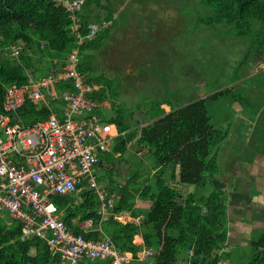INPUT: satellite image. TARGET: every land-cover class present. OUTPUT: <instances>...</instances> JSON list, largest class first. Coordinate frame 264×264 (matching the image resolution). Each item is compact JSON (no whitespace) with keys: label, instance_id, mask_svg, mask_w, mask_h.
Wrapping results in <instances>:
<instances>
[{"label":"trees","instance_id":"obj_1","mask_svg":"<svg viewBox=\"0 0 264 264\" xmlns=\"http://www.w3.org/2000/svg\"><path fill=\"white\" fill-rule=\"evenodd\" d=\"M200 4L204 10L199 12L201 24L223 25L227 33H236L239 39L250 34L252 44L258 42L264 48V38L253 33L256 24L261 26L256 31L264 32V0H200ZM77 16L84 36L91 25L114 21L113 8L103 0H85ZM73 26L70 13L53 0H0V114L8 84L24 85L36 75L63 68L68 57L78 50V69L94 87L93 98L101 104L96 112L116 136L112 149L104 155L105 162L100 165L109 178L108 195L118 194L114 208L107 220L102 221L100 200L94 192L85 190L70 196H55L52 199L68 228L75 234H83L80 225L92 221L94 231L85 238L101 239L102 234L96 230L101 227L118 249L133 256L132 264H221V260L233 264L227 245L226 195L223 183L215 178L217 165L213 155L226 133L224 125L212 124L208 104L232 97L245 105L240 87L181 106L156 100L149 111L117 108L115 101L120 95L113 90V82L102 75H91L98 71L92 66V58L105 46L111 26L81 46L77 45ZM58 54L64 57L55 62L46 61ZM56 89L51 86V90ZM162 103L172 110L166 113ZM139 110L146 121L136 119ZM50 114L39 102L27 100L17 112L16 120L33 125ZM132 147L154 159L149 174L143 169L148 178L152 177L153 184L147 179L141 189L132 187L140 177L139 171L130 172L122 187L114 179L130 163ZM178 165L182 181L177 179ZM144 166L142 163L141 167ZM176 183L184 185L185 191L172 186ZM123 215L141 217V222L123 224L116 220ZM137 235L142 236L143 246L137 245ZM22 236V223L11 220L8 213L0 214V264H60V255L46 240L37 237L23 240ZM143 249L151 250L153 255L141 262L138 253ZM252 249L247 264H264V232L252 242ZM80 264L110 263L84 258Z\"/></svg>","mask_w":264,"mask_h":264},{"label":"built area","instance_id":"obj_2","mask_svg":"<svg viewBox=\"0 0 264 264\" xmlns=\"http://www.w3.org/2000/svg\"><path fill=\"white\" fill-rule=\"evenodd\" d=\"M53 1L70 13L78 46L111 26V22L91 25L84 36L77 12L85 0ZM67 60L65 67L36 75L27 84L6 86L0 114V214L8 213L11 220L22 223L23 240H46L60 255V264H80L84 258L132 264L133 256L118 249L101 227L96 229L101 239L85 238L94 231L92 221L80 225L83 234H75L52 199L92 191L100 200L102 221L107 220L118 199L117 193L109 196L102 190L94 176L116 136L96 112L101 104L93 98L94 87L78 69V50ZM51 86L57 89L53 91ZM27 100L42 104L50 116L33 125L16 120ZM123 185L119 182V187ZM136 222L140 223L141 217ZM152 255L151 250L143 249L138 258L143 262ZM221 264L230 262L221 260Z\"/></svg>","mask_w":264,"mask_h":264},{"label":"rangeland","instance_id":"obj_3","mask_svg":"<svg viewBox=\"0 0 264 264\" xmlns=\"http://www.w3.org/2000/svg\"><path fill=\"white\" fill-rule=\"evenodd\" d=\"M103 3L110 5L115 15L105 46L92 58V66L98 71L91 75H102L113 82V90L120 95L115 101L117 108L149 111L156 100L185 105L195 99L199 90L210 93L217 83L224 86L240 78L241 72L264 71L263 65H251L242 59L249 51L252 35L232 40L236 33H227L225 26L208 27L200 23L199 12L204 11L200 0H103ZM253 33L264 38L263 31ZM63 57L58 54L56 58ZM230 102L228 98L208 104L214 126L225 125ZM136 119L144 122L147 118L139 113ZM131 153L130 163L122 168L121 175L116 174L115 181L124 183L130 172L139 171L140 177L132 185L134 189H141L147 179L153 184L148 174L154 159L137 153L135 147ZM106 175L104 168L94 172L102 190L109 184ZM215 178L225 182L222 169ZM230 252L231 263L247 264L253 249L237 246Z\"/></svg>","mask_w":264,"mask_h":264},{"label":"crops","instance_id":"obj_4","mask_svg":"<svg viewBox=\"0 0 264 264\" xmlns=\"http://www.w3.org/2000/svg\"><path fill=\"white\" fill-rule=\"evenodd\" d=\"M57 60L56 57L46 59ZM240 74V78L230 83L233 87H240L246 104L234 101L232 97L225 98L231 99L230 112L226 114L224 125L226 137L213 153L216 175L220 169L225 175V182L222 183L226 195L227 245L230 251L237 246L252 247V242L264 232V99L260 101L264 95L261 93L264 91V71ZM260 82H263V86ZM213 93H200L195 95L194 100ZM162 108L166 113L172 110L166 103H162ZM172 186L182 188L184 185L176 183ZM116 220L123 224L138 223L137 219L127 215L116 217ZM257 234L259 236L255 238ZM135 241L139 246L144 245L141 235H137Z\"/></svg>","mask_w":264,"mask_h":264},{"label":"flooded vegetation","instance_id":"obj_5","mask_svg":"<svg viewBox=\"0 0 264 264\" xmlns=\"http://www.w3.org/2000/svg\"><path fill=\"white\" fill-rule=\"evenodd\" d=\"M260 28H261L260 24H256L254 26L255 31L260 29ZM236 38L237 37L233 36V38H231V39L235 40ZM237 39H239V38H237ZM249 42H250L249 51H247V53L242 57L243 61H245L246 63H249L251 65L252 64L264 65V48L262 46H260V43H258V42L256 44H252V40ZM231 87H233L231 85V83L224 84V86H223V84L217 83L216 86L214 87V89H212L213 90L212 92H214L213 94H216V93H219L223 90L226 91L227 89H229ZM203 92H204V89L199 90L195 93V95H198V94L203 93ZM261 93L263 94L264 91ZM263 99H264V95L262 96L260 101L263 102Z\"/></svg>","mask_w":264,"mask_h":264},{"label":"water","instance_id":"obj_6","mask_svg":"<svg viewBox=\"0 0 264 264\" xmlns=\"http://www.w3.org/2000/svg\"><path fill=\"white\" fill-rule=\"evenodd\" d=\"M261 136L263 135V134H260ZM100 169V167L98 168V170ZM177 179H178V181H182V174H181V167H180V165H178L177 166ZM181 186V185H180ZM185 187L184 186H182V190L183 191H185Z\"/></svg>","mask_w":264,"mask_h":264}]
</instances>
